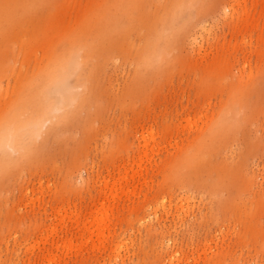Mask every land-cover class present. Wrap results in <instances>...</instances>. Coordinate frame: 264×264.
Segmentation results:
<instances>
[{
    "label": "rangeland",
    "instance_id": "1",
    "mask_svg": "<svg viewBox=\"0 0 264 264\" xmlns=\"http://www.w3.org/2000/svg\"><path fill=\"white\" fill-rule=\"evenodd\" d=\"M0 264H264V0H0Z\"/></svg>",
    "mask_w": 264,
    "mask_h": 264
},
{
    "label": "bare ground",
    "instance_id": "2",
    "mask_svg": "<svg viewBox=\"0 0 264 264\" xmlns=\"http://www.w3.org/2000/svg\"><path fill=\"white\" fill-rule=\"evenodd\" d=\"M19 124H21V126H23L24 124H26V121L25 122L19 121Z\"/></svg>",
    "mask_w": 264,
    "mask_h": 264
}]
</instances>
